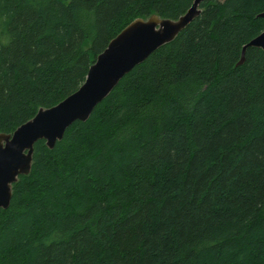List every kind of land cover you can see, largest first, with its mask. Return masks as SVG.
<instances>
[{"label":"trees","instance_id":"1","mask_svg":"<svg viewBox=\"0 0 264 264\" xmlns=\"http://www.w3.org/2000/svg\"><path fill=\"white\" fill-rule=\"evenodd\" d=\"M195 0H0V134L85 82L136 19ZM0 211V264H264V0H205ZM240 64V65H239Z\"/></svg>","mask_w":264,"mask_h":264},{"label":"water","instance_id":"2","mask_svg":"<svg viewBox=\"0 0 264 264\" xmlns=\"http://www.w3.org/2000/svg\"><path fill=\"white\" fill-rule=\"evenodd\" d=\"M204 1L195 0L188 12L177 20L161 19L156 15L146 20H134L96 57L85 82L75 93L55 107L38 111L30 122L22 124L13 134H0V147L5 150L4 154L0 153L3 156L0 158V211L8 210L12 200L11 189L19 176L30 174L35 144L44 140L51 150L73 123L86 122L93 109L111 94L118 82L144 63L149 55L174 41L200 15V5ZM261 17L264 18V14ZM249 47L264 52V32L243 48L240 64L244 62L245 51ZM46 115L58 119L45 122L41 127L40 121ZM15 140L22 147L16 154L10 151Z\"/></svg>","mask_w":264,"mask_h":264},{"label":"snow or ice","instance_id":"3","mask_svg":"<svg viewBox=\"0 0 264 264\" xmlns=\"http://www.w3.org/2000/svg\"><path fill=\"white\" fill-rule=\"evenodd\" d=\"M45 2H46V0H45ZM5 103H6L5 96H4L3 92L0 91V113L3 112V109L5 107ZM45 114H47V113H45ZM57 119H58V117L49 118L46 115L45 118H43L40 121V126L43 127V124L45 122H48V121L55 122ZM11 145H12V147H11L10 151L13 152L14 154H16L17 152H19L20 149L22 148V147H19V145L17 144L16 140L13 141V143ZM4 152H5V150L2 147H0V153H3L4 154ZM2 157L3 156H0V158H2ZM17 163H19V161H17Z\"/></svg>","mask_w":264,"mask_h":264}]
</instances>
